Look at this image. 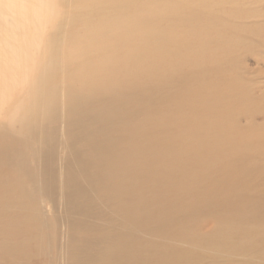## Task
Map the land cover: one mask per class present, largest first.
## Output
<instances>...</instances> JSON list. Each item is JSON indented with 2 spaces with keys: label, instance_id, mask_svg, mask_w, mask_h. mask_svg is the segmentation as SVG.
<instances>
[{
  "label": "rangeland",
  "instance_id": "rangeland-1",
  "mask_svg": "<svg viewBox=\"0 0 264 264\" xmlns=\"http://www.w3.org/2000/svg\"><path fill=\"white\" fill-rule=\"evenodd\" d=\"M54 1L49 12L56 18L60 16L59 22L48 24L44 40L37 39L32 83H37L52 56L50 47L57 44L61 47L55 86L61 87L67 97L91 96L97 104L105 96L118 100L128 116V125L115 127L112 132L118 142L114 152L124 158L115 175L121 177L126 173L135 162L137 148L143 145L147 146L143 149H151L146 162L170 169L174 162L164 155H179L187 163L192 156V149H188L191 139L198 135L199 145L210 140L204 133L211 127L220 137L227 132L241 138L239 142L252 145L244 151L245 156L249 155L246 163L252 173L249 175L253 178L248 175L252 185L250 192L240 197L233 187L239 175L233 174L230 166L235 156L227 149H208L212 158L221 157L220 165L207 175L203 174L201 163L195 165L191 172L198 171L200 175L195 185L190 182L192 173L182 174L184 193L168 194L173 198L186 196L180 200L184 211L175 220L167 218L175 215L176 207L172 206L161 210L165 215L152 228L114 223L110 218L127 220L128 210L103 200L104 188L97 187L94 197L92 192L89 195L98 199L94 200L89 216H65L61 208L54 209L47 203L45 211L33 214L40 223L8 216L1 220L0 264H264V0H76L71 5ZM34 32L38 34L39 28ZM237 91L247 94L238 104L232 98ZM48 93H44L46 98ZM139 105H143L142 111H138ZM46 106L44 103L43 109ZM4 118L2 115L1 121ZM104 121L107 128H112L108 117ZM37 123L40 125L28 122V135L15 133L7 124L0 128L1 134H8L0 136V147L7 149L10 161L3 171V183L8 190L0 200L3 214L22 217L21 214L33 213L31 209L22 211L13 206L15 201L28 199L24 193L12 195L11 189L19 181L23 183V192L37 195L34 197L38 201L44 199L33 185L34 176L40 180L43 170L38 149L51 143L56 151L67 149L71 160L73 151L91 158L93 148L104 143L103 135L94 126L83 130L69 124L63 129L64 124L51 121L48 114ZM225 125L228 131L222 129ZM66 132L70 133L64 138ZM135 135L142 141L138 140L139 145L132 140ZM62 141L66 147L60 145ZM104 174L112 173L106 170L101 176ZM223 175L226 179L222 181ZM179 181L177 177L176 182ZM203 183L213 186H209L207 195H194L196 185ZM153 196L148 197L149 206L157 203ZM194 196L203 206L195 209ZM246 200L250 201V208L244 212L241 224L238 212ZM86 225H93L96 231ZM71 238L76 240L78 249L88 244L93 254L103 250L105 255L77 263L78 249L69 247Z\"/></svg>",
  "mask_w": 264,
  "mask_h": 264
},
{
  "label": "bare ground",
  "instance_id": "bare-ground-1",
  "mask_svg": "<svg viewBox=\"0 0 264 264\" xmlns=\"http://www.w3.org/2000/svg\"><path fill=\"white\" fill-rule=\"evenodd\" d=\"M74 1L76 0H57V2L61 5H69V4L71 5ZM51 2L53 4L56 3L54 0L52 1L51 0H0V117L2 115L5 116L4 121H1L0 119V128L7 124L9 125V127L11 126V128H13L15 133L20 134L23 132L24 135L25 134L28 135L31 133V128H30L31 126H29L28 122L36 121V126H38L40 124L37 123V120L40 117H43V115L48 114V116L51 118V121H54L55 123L60 122L64 124L63 129H65V127L68 128L69 124H73L74 126H77L83 130H86V129L89 130L90 126L96 127L98 130V133L103 135L104 143L103 145L98 144L97 146H95V148H93V151H92L93 156H91V158L90 156H87V154L85 153L73 151L72 153L74 154L72 155L71 160L69 156H67L68 154H66L68 152L67 149L65 150V149L59 148V151H56L54 149L55 146L53 147V144L51 143L48 145L45 144L46 146L44 145L45 147L43 148L39 145L42 149H44V150L38 149L37 151L38 158L43 160V170L41 174L39 175L41 176L40 180L39 179L35 180V176H34L33 185L35 186V189H36L35 191H37L40 195H42L44 199L42 201H38L34 197L37 195L31 196V194H28V193L26 194L25 191L23 192L22 191L23 183L22 181H19V183L15 184L13 186V189H11L12 195L24 193V195H27L28 199L24 201H15L13 203V206L18 207L17 209L18 210L21 209L22 211H25L26 209H31L33 213L32 215L31 214H25V215L21 214L22 215L21 217L19 214H16V213L9 215L8 212L3 214L0 211V224H2L1 220H5L8 217L15 218V219L24 218V220L26 221L30 220L33 222L36 221L40 223V219L38 217H34L33 214L39 211L40 212L38 214L42 213V209L45 211L46 207L44 206V204H47V203L52 204L54 209L61 208L62 215L64 213L65 216L70 217V216H75V215H80V214L89 216L88 214H90L91 212L90 208L93 206L94 200L95 202L98 200V199L96 200L95 198L93 199L89 195L92 192L93 194L92 196L94 197L93 191H95L97 187H101V190L104 188L103 192L105 194L102 193L103 200L105 199V200L111 201L116 207L120 206L122 209L128 210L127 220L116 221L117 219L115 220L114 218H110L112 222L114 223L117 222L118 224L119 223L124 224V225L126 224V226L128 225V226H131L132 228L136 226H140V225L142 227H145V226L151 227V225L154 224L156 220H160L165 215L161 213V210L162 212L166 211V209L168 210V207H172V206L174 208L176 207L175 215H171V217H167V218L171 220L172 219L175 220L176 216H178L180 213L184 211L185 206L183 205V202L180 200H184L185 198L183 197H186V196L181 195V197H176L175 195V198H173L169 196L168 194L169 192H172L175 194V193H178L179 191L184 193L185 184L184 182L181 181L182 174L186 172H188L189 174L192 173L191 171L193 170L195 165H198L199 163H201L204 166V169H203L204 175H207L209 171H211L212 169H215L218 165H220L221 157L212 158L211 154H209L210 151L208 149H212V150L216 148L217 149H227V151L232 152L231 156H235V158L233 162H231L230 166H231L233 174L239 175L238 176L239 180L237 181V183H234L233 187L238 190L240 197H242L243 194H245L246 196L248 192H250L249 187H251L252 181L249 178V176L251 177V175L249 174H252V173H249L248 171L249 169H248L247 163L249 162H247V157L249 155L245 156L244 151L246 149H249V147L252 145L248 143H243L244 141L242 143L239 142L238 140H241V138H239L235 134L224 132L222 134L223 137L222 136L220 137L219 135H216V133L213 131V128L211 127L208 129V132L206 131L207 133L206 132L204 133L205 135H208V137H210L209 138L210 140L207 139L206 141H204V143H200L201 145H199L198 135L193 136V138L191 139V143L189 144L190 148L188 149H192V156H191V160H189L190 162L188 161L189 163L184 162V159H182L179 155H174V156L164 155V158L166 160H172L174 162L173 163L174 167L170 169H166L165 166L161 167L157 164L155 165L154 163L146 162L145 161L146 156L148 155L151 149H143L142 148L144 146L143 145L142 147L137 148L139 150L137 151V155L134 156L135 162L131 164V167L125 170L126 173L121 177H118L117 175H115L119 171V168L122 166V159L124 158H122V155H117L115 154L116 152H114V148L118 144V142L113 139L112 132L115 129V127L121 128L122 126L124 127L128 125V116L124 113L125 110L124 111L122 110V107L120 106V104L117 103L118 100L111 99L108 96H105L102 98V101H98V104H97V102H95L91 96H88L86 98H81V97L71 95L67 97V95H65V92L62 90L61 87L55 86L54 80H56V76H57L55 72L58 70V66L60 65L59 64V49L61 47L60 45H57V44L52 45L51 46L52 48L50 47V50H52L51 51L52 56L50 57V59H48L47 64L43 66L42 75L40 74L39 78H37L38 79L37 83H32L34 82L32 81V72H33L32 65L34 62V51L37 50V46L35 47V44L38 41L37 39L39 38V40L41 39L44 40L45 38L44 29L47 28L48 24L53 25L54 23L56 24L57 22H59L60 16L56 18L57 15H54V14L51 15L49 12ZM59 15L61 14L59 13ZM38 28H39V33L36 34L34 30H38ZM57 28L59 30V25H57ZM37 71H40V70H37ZM46 73H49V75L47 76ZM198 79H201V78H198ZM34 84L36 87L34 86ZM60 88H61V91H60ZM46 92L47 93L49 92L47 98H49L50 101L48 102H45L47 98L44 95V93L47 94ZM234 94L235 95L232 98L234 101L237 102V104L239 102H243L244 101V99H242L243 96L245 97L247 95L244 91H240V92L237 91V92H234ZM55 102H58L59 105L58 103L54 105ZM44 103H46L48 106V107L46 106L47 107L46 109L45 107L43 109ZM174 109H175V106H174ZM142 110H143V105H139L138 111H142ZM226 110L228 109L226 108ZM133 113H135V111H133ZM104 117H108V120L111 121L110 123L113 125L112 128H107V125H105L106 122L104 121ZM207 126H209V124ZM210 126L214 127V125H210ZM227 126L228 125H225L222 129L228 131ZM74 132L75 131H73V133ZM5 133L3 134L0 133L1 134L0 136L4 137ZM69 133L70 132L64 133L63 137L65 138L66 136H68L67 134ZM6 135L8 134L6 133ZM132 140L136 143V145H139L138 140L141 141V139L137 137V135H135L132 138ZM260 140H262V138ZM150 141L151 143H153L154 139L151 138ZM262 143L264 142L262 141ZM216 144L218 145L217 147H216ZM60 145L64 147L65 146L64 141H62V144L60 143ZM144 147L147 148V146H144ZM5 149L6 148L4 147H0V165L1 167H3V168L0 167V200L8 192V190H6L5 183H3L4 181H6V176L3 172L4 166L8 165V164L5 165V163L10 162L7 157V154H8L7 149L6 150ZM45 149L46 150L48 149V150L46 151ZM177 149H181V147L180 148L177 147ZM201 153L203 156H201ZM34 155H35V152H34ZM226 156L228 155H225V157ZM197 168L198 167H196V169ZM106 170H109L110 173H112L113 175L110 174V176L109 175L107 176L106 174H104V176L103 175L101 176V172L102 171L106 172ZM253 171L256 172L255 169ZM197 172L195 173L194 171L192 173V178L190 179V182L193 181L194 185L197 183L196 182L197 179H200V175ZM253 174L256 175L255 173ZM177 177H179L180 179L178 183L176 182ZM223 179H226V176L223 175L221 180L223 181ZM215 182H218V181L216 180ZM207 185L206 183H203L202 185L197 184L196 189H194L193 194L199 195V196L205 195V194L207 195L209 186L211 187L213 186V185H208V186ZM190 194H192V192ZM150 195H154L157 198L156 199L157 203L156 204L154 203L151 206L147 204L148 202L147 200ZM187 197H189V195H187ZM194 197L196 200L195 209H197L196 207L202 204L201 203L199 204L196 196ZM204 199H205V196H204ZM193 202L195 203V201ZM249 202H250L249 200L248 201L246 200L244 205L241 208V211L238 212L239 213L238 218L241 224L243 223L244 218H245L244 212L247 209L249 210L250 208ZM49 209L47 208V211ZM214 221H215V217H214ZM86 227L89 228L93 232L96 231L93 225H86ZM138 229L140 228L138 227ZM187 230L188 228L186 229V231ZM106 242L108 241L106 240ZM68 243H69L70 248L75 247L76 249H78L77 242L75 239L71 238L68 241ZM219 244L221 245V243ZM259 244H262V242ZM137 245H139V243H137ZM104 253L105 251L102 250L98 252L94 251V254H93L91 252V249L89 248V245L86 244V245H83L81 249H78L76 256H75V260L77 263H81V262L84 263L85 261L83 260L85 258L94 260L95 258L99 256H104L105 255ZM231 254L232 253H230V257H231ZM27 256H30V255L28 254Z\"/></svg>",
  "mask_w": 264,
  "mask_h": 264
}]
</instances>
